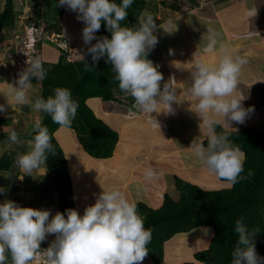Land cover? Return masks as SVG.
<instances>
[{
  "label": "crops",
  "instance_id": "crops-1",
  "mask_svg": "<svg viewBox=\"0 0 264 264\" xmlns=\"http://www.w3.org/2000/svg\"><path fill=\"white\" fill-rule=\"evenodd\" d=\"M5 1L0 0V13L4 9ZM184 3L182 6H173L166 2L149 0L144 9L156 17L154 19L157 28L154 35L157 36L158 43L149 54L152 58L158 56L155 60L159 64L158 71L163 76L160 82L161 90L165 84L176 90L177 102L172 104L174 114H165L163 111L150 114L159 123L160 132L152 123V118L144 112L127 116L125 109L128 106L123 108L122 103L126 98L123 95L118 97V92L115 94L117 98L113 100L104 101L99 97H92L86 101L95 116L118 133V142L111 157H90L79 144L74 130L69 127H59L54 132L67 161L74 209L80 215H83L87 206L95 203L103 189L111 187L119 188L130 201L143 202L151 209L161 207L165 194L175 201L178 200L175 178L191 184L195 181L194 185L203 190L231 188L232 184L211 173L190 148L192 142L208 139L202 118L196 110L197 102L188 94L191 72L199 60L216 63L221 44L235 50V53L246 61L241 67L234 95L245 97L241 101L242 106L251 108L252 111L247 114L243 124L232 121L228 128L220 120L219 125L226 130L251 129L264 133V0H196L193 4L187 1ZM17 4L25 13L31 3L27 4L21 0L20 4ZM40 9L42 22L47 26L57 23L59 32L74 43L66 59L79 60V54L85 57L90 45H85L82 39V29L86 25L78 19L80 14L66 5L60 6L59 0H41ZM255 9L256 15L253 16ZM164 12H169V21L163 23L167 25L168 32L159 34L158 25L164 19ZM22 23L18 21L14 30L0 31V105H5L6 108V111L0 112V134L8 135L10 130H15L21 135H18L20 143L11 147H6L10 143L8 137L0 139V157L8 150L16 151L18 156L30 151L32 140L23 136L33 133L35 123L43 119V112L32 107L35 98L41 96L37 80L32 78V84L27 89L30 104L15 103L9 91L8 84L15 86L19 70L14 58L9 56L8 45L14 31L22 29ZM209 28L219 34L218 42L211 51ZM180 29L186 31L184 41L180 40ZM49 43L44 41L43 46H40V55L45 64L56 63L60 58L58 48L55 46V49ZM46 46L51 48H45ZM259 84L263 92L257 91L258 94L251 97V89ZM162 107V104H158L157 110ZM186 125L189 126L188 129H185ZM191 133L196 136H189ZM148 167L157 173L156 180H145L144 171ZM0 172H4L0 187L6 189L5 193H0V203L12 200L21 207L49 210L50 218L59 212L58 197L53 195L47 184L46 165L33 170L31 175L25 174L17 164L10 170ZM171 191H175L177 196ZM195 233H199L194 237L198 240L201 235L210 239L213 230L211 227H199L173 237L178 236V239L186 241V235L191 234L193 237ZM54 239L55 235L49 234L40 245L48 248ZM208 243L209 241L207 245ZM194 252L192 249L188 259L185 256L175 260L174 257L167 259L164 247L161 264H181L189 260ZM142 264H152L150 255H147Z\"/></svg>",
  "mask_w": 264,
  "mask_h": 264
},
{
  "label": "clouds",
  "instance_id": "clouds-1",
  "mask_svg": "<svg viewBox=\"0 0 264 264\" xmlns=\"http://www.w3.org/2000/svg\"><path fill=\"white\" fill-rule=\"evenodd\" d=\"M36 1L31 0V6H26L32 8L33 2ZM38 1L41 3V0ZM155 1L163 3L164 0ZM179 1L174 0L173 3L181 4ZM14 2L15 7H19L18 10L22 12L17 1ZM132 3L133 0H122L120 4L114 0H59L60 6L66 5L70 10L79 13L78 19L85 23L82 39L85 45H90L87 54L91 55L93 65L100 58L107 56L118 87L122 91L118 94L128 100L129 97L133 98L127 105L128 112L135 110V115L146 113L160 132L159 123L150 114L161 111L174 114L172 104L177 102L176 90L167 84L161 90L160 82L163 76L158 71L159 64L152 57H147L158 43L157 36L154 35L157 28L155 16L143 10L138 16L137 25L121 26ZM255 15L256 9L253 12V16ZM18 17L21 22L34 21L37 26L43 27L47 34L59 33L47 32L42 19L37 24L32 9L22 12ZM101 21L105 22L111 32L110 39L98 38L95 35L101 28ZM208 32L211 51L218 42L219 34L210 28ZM93 40L96 41L94 44L91 43ZM70 42V50H66L64 54H61V50L54 43L60 57L66 58L71 52L74 43L71 40ZM38 49L40 52V46ZM78 56L84 62L85 71L93 70L85 62L83 54ZM245 62L235 50L221 44L216 63L203 60L195 63L188 87V94L197 102L196 110L202 118L208 138L206 146L202 142H192L190 148L211 173L233 185L246 178L241 176L245 154L231 143L226 133H217L216 128L220 120L228 128L232 121L243 124L247 114L252 111L251 108L242 106L241 101L245 97L234 95L241 67ZM44 64L42 57H34L27 61L26 69L19 70L15 86L8 84L15 103H31L27 89L32 84V78L41 81L45 79ZM53 92L54 94L46 99L37 96L32 107L48 114L53 123L68 127L76 117L78 102L66 87H57ZM158 104L164 106L159 111ZM3 111H6L5 105H0V112ZM33 131L35 135L30 142L31 150L16 159L17 166L29 175L33 170L46 165L49 154L55 155L48 128L37 121ZM8 140L10 143L6 147L20 143L15 130L9 131ZM252 174L249 171L248 175ZM144 178L154 181L157 179V173L148 167L144 171ZM5 192L6 189L0 187V193ZM259 231L258 228L249 229L242 219L236 221L235 232L238 234V241L232 252L231 264H264V257L257 254L254 244V236ZM49 234L55 235L50 246L47 248L40 245ZM151 239L152 229L145 227L144 218L139 214L136 203L130 201L116 187L103 189L95 203L85 208L83 215L75 209L66 210V218L65 214L60 212L50 218L49 210L21 207L12 200L0 203V264H7L9 256L11 264H31L36 258V253L42 249L46 257L45 264H142L149 255L148 245Z\"/></svg>",
  "mask_w": 264,
  "mask_h": 264
},
{
  "label": "trees",
  "instance_id": "trees-1",
  "mask_svg": "<svg viewBox=\"0 0 264 264\" xmlns=\"http://www.w3.org/2000/svg\"><path fill=\"white\" fill-rule=\"evenodd\" d=\"M188 1L195 2V0ZM114 2L120 4L122 0H114ZM148 2V0H133L121 26L137 25L138 16ZM40 4L37 0L32 6L37 24L41 20ZM21 13L15 7L14 0H6L4 9L0 13V31L14 30L20 21L18 15ZM44 26L49 33L60 31L57 23L51 26L44 24ZM106 28L105 22L101 21V28L95 35L98 38L110 39L111 32L108 29L106 31ZM41 45L42 43L38 42V46ZM149 56L150 54L147 57ZM84 58L93 70L85 71L84 62L80 59L68 61L65 56H61L56 63L44 64L45 79L42 81L33 79L39 82L41 96L45 99L53 95V90L57 87L71 90L79 107L75 119L68 127L76 133L84 152L95 159H106L114 152L118 133L98 119L86 101L92 97H99L104 101L113 100L114 95L122 91L118 87V81L115 79V73L107 56L100 58L94 65L90 54H86ZM132 100L133 98L129 97V101ZM41 124L48 128L52 137L51 143L55 148V155L49 154L47 157L48 184L53 195L58 197L59 212L65 214L66 218V210L74 209V202L67 161L54 137V132L62 126L53 123L46 113ZM216 131L226 133L231 143L244 152V171L241 176L246 178L232 184L229 189L220 190H203L197 185L175 178L178 200L175 201L165 194L163 203L158 209H151L143 202H136L137 210L144 218L145 227L152 229V239L148 245L152 264L162 263L165 242L176 234L189 233L199 227H211L213 235L204 249L195 251L189 260L181 264H231L232 252L238 241L235 223L239 219H242L249 229L260 230L254 236V244L257 254L264 255V133L251 129L226 130L221 125L217 126ZM34 135L35 132L23 137L33 140ZM6 137L8 135L0 134V139ZM202 143L206 146L207 140ZM17 157L16 151H6L0 157V171L12 169ZM249 171L253 173L251 176L248 175ZM7 264H11L10 256Z\"/></svg>",
  "mask_w": 264,
  "mask_h": 264
},
{
  "label": "built area",
  "instance_id": "built-area-1",
  "mask_svg": "<svg viewBox=\"0 0 264 264\" xmlns=\"http://www.w3.org/2000/svg\"><path fill=\"white\" fill-rule=\"evenodd\" d=\"M16 1L17 3L20 2V0ZM31 9L29 8L28 11ZM44 40L55 43L61 50V54H64L66 50H70L71 42L64 35L59 33L47 34L43 31V27L37 26L34 21L28 20L21 30H17L11 35L8 45L9 56L14 58L18 70L23 71L26 69L27 61H31L34 57H41L38 42ZM45 261L46 257L42 249L36 253V258L31 261V264H45Z\"/></svg>",
  "mask_w": 264,
  "mask_h": 264
},
{
  "label": "rangeland",
  "instance_id": "rangeland-1",
  "mask_svg": "<svg viewBox=\"0 0 264 264\" xmlns=\"http://www.w3.org/2000/svg\"><path fill=\"white\" fill-rule=\"evenodd\" d=\"M27 4H29V3H31V1L30 0H24ZM166 3H168L169 5H175V4H177V3H173L174 2V0H171V1H169V0H164ZM163 1V2H164ZM201 1H203V0H201ZM205 1V0H204ZM20 2H21V0H20ZM19 2V3H20ZM180 3H181V6L183 5V4H185L184 2V0H180L179 1ZM5 3H6V1H5ZM160 3H162V1L160 2ZM192 5V4H191ZM30 6H31V4H30ZM164 14H165V16H164V19H163V21H160V24L158 25V32H159V34H164V33H166V32H168V30H167V28H166V24H163V23H167L168 21H169V12H164ZM68 18H70V17H68ZM41 19H42V17H41ZM43 21V20H42ZM23 23H25L24 21H22ZM48 23V22H47ZM45 24V23H44ZM185 32L186 31H184L183 32V30L182 29H180V33H181V37H180V40L181 41H184V40H186V36L184 35L185 34ZM91 43L92 44H94V40L93 41H91ZM79 44H80V42H79ZM46 45H48V44H46ZM49 45H52V47H54L55 49H56V47H55V44L54 43H49ZM43 46V45H42ZM48 46H46L45 48H47ZM170 47H171V45H170ZM42 48V47H41ZM48 48H51V47H48ZM158 57V56H157ZM157 57H154L153 59H154V61L156 62V58ZM261 84H259V85H255V87H253V89H251V92H250V95H251V97H253V95H257L258 94V92L259 93H261V92H263V91H261V88L259 87ZM258 91V92H257ZM255 92H257L256 94H255ZM264 95V94H263ZM115 96V95H114ZM117 96L118 97H123V96H121V95H119V94H117ZM249 97V96H248ZM116 98V97H115ZM123 103V108H124V106H127L128 104H129V100H128V98H126V101L125 102H122ZM126 108V107H125ZM128 108H126L125 109V111H126V115L127 116H136L135 115V110L134 111H131V112H128V110H127ZM43 116H44V112H43ZM187 126V128L185 127V129H188V125H186ZM179 128V127H178ZM177 128V129H178ZM184 131V130H183ZM191 132H193V130L191 129L190 130ZM189 136H191V137H195L196 136V134H194L193 135V133H191V134H188ZM3 174H4V172H0V182H2L3 181ZM3 183V182H2ZM49 183V181L47 180V184ZM193 183L194 184H196L195 183V181H193ZM48 187H49V184H48ZM7 188H8V186H7ZM50 188V187H49ZM51 190V189H50ZM52 192V191H51ZM177 192V191H176ZM175 191H171V193L172 194H175L176 196H177V193H176ZM52 194V193H51ZM179 195V194H178ZM179 199V198H178ZM198 231V230H197ZM196 231V232H197ZM199 233H195V234H193L194 236L192 237L191 236V234H188V235H186L185 236V238H186V241H183V240H180V239H178V236H175V237H173V238H171L170 240H168L167 242H165V244H164V247H165V252H166V258L167 259H171L172 257H174V260L177 258V257H181V256H185L187 259L189 258V255H190V253L192 252V249H193V251H197V250H202L203 248H205L206 247V245H207V242L209 241V237L208 236H203V235H201V237H199V240L197 239V238H194L195 236H197ZM180 238V237H179ZM185 242V243H184ZM175 247H176V250H175ZM191 250V251H190Z\"/></svg>",
  "mask_w": 264,
  "mask_h": 264
},
{
  "label": "water",
  "instance_id": "water-1",
  "mask_svg": "<svg viewBox=\"0 0 264 264\" xmlns=\"http://www.w3.org/2000/svg\"><path fill=\"white\" fill-rule=\"evenodd\" d=\"M106 31H107V28H106ZM106 33V32H105ZM105 35V34H104Z\"/></svg>",
  "mask_w": 264,
  "mask_h": 264
}]
</instances>
